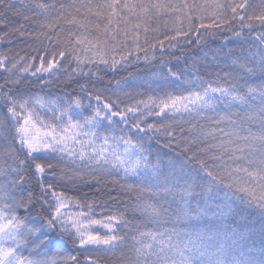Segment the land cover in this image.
<instances>
[{"label":"snow or ice","instance_id":"snow-or-ice-1","mask_svg":"<svg viewBox=\"0 0 264 264\" xmlns=\"http://www.w3.org/2000/svg\"><path fill=\"white\" fill-rule=\"evenodd\" d=\"M29 11L26 21L36 18L34 22L49 31L59 29L56 40L64 47L57 55L75 60L77 71L82 64L97 62L114 68L133 51L138 53L140 32L147 34L152 23L171 24L175 35L165 39L186 42L194 31L199 41L201 29L228 25L231 30L233 21L239 22L241 30L251 31L252 22L264 28V0L258 4L249 0H101L95 4L91 0L68 4L0 0V20L9 12L19 16ZM129 41L134 48L117 60V50ZM253 41L254 51L232 60L240 73H223L226 86H214L198 76L190 80L168 69V75L161 77L166 86L191 90L150 96L122 108L119 99L109 102L89 92V101L97 102L94 108L87 106L90 115H84L86 106L79 97L63 110L40 99L29 107V100L16 98L10 88H0V102L11 121L10 127L0 121V140L7 145L0 147V264H80L75 255L61 256V241L89 253L84 264H98L94 254L100 253L118 255L121 264H264V31L257 32ZM157 43L164 47L163 41ZM6 60L0 58V68ZM52 68V61L47 68L42 61L38 71ZM12 83L18 85L19 80ZM37 108L51 113L56 123H45ZM149 117L160 122L147 123ZM154 136L183 144L189 155L178 171L172 161L165 173L159 157L155 163L149 159L145 139ZM17 139L23 157L13 146ZM51 160L71 165L66 171L84 170L97 183L109 176L121 189L137 191L133 208L147 223L129 221L121 213L104 216L101 212L96 218L94 202L82 204L45 182V176L73 182L79 177L83 182L84 171L57 177ZM29 170L39 194L23 191ZM144 193L150 198L144 199ZM237 201L259 210L258 233L251 227L218 231L164 226L199 221L209 213L223 219L235 214ZM77 206H86L88 212L71 210ZM33 211L39 222L32 221ZM120 228L128 232L121 235Z\"/></svg>","mask_w":264,"mask_h":264},{"label":"trees","instance_id":"trees-1","mask_svg":"<svg viewBox=\"0 0 264 264\" xmlns=\"http://www.w3.org/2000/svg\"><path fill=\"white\" fill-rule=\"evenodd\" d=\"M44 2H52V0H44ZM55 2L68 4L71 0H55ZM91 2L95 4L100 3L101 0H91ZM197 2L203 3V0H197ZM249 2L258 4L259 0H249ZM24 15H31V12H25L19 16L9 12L6 13L5 19L0 20V58L7 57V60L4 61L5 67L0 68V88H4L5 91L10 88L11 93L16 98L29 100V107L34 100L40 99L45 105H51L54 102L55 105L59 106V109L63 110L68 103L79 97L82 104L86 106L84 115L91 113V108L87 107L89 104L92 108L97 104L94 98L89 101V92L92 93L93 97L100 95L103 99H108L109 102L119 99L122 108L124 105L134 104L136 101L147 100L150 96L159 97L166 92L181 95L185 91L191 90L187 87L166 86L161 77L168 75V69L184 74L190 80L198 76L203 81L213 83L214 86L221 84L226 86L228 81L224 78L223 73H240L241 70L232 64V60L249 55L251 51H254L255 49L252 47L253 37L257 32L264 31V28H261L256 22H252L251 31L247 27L241 30L239 22L233 21L230 25L231 30H229L228 25L208 30L201 29L199 41L194 31L189 34L190 42H186L183 38L165 39L166 36H174L175 32L171 30V24L165 26L161 21L150 24V31L147 34L141 31L139 41L141 51L138 53L133 51L131 56H128L125 61L117 63L114 68L97 62L95 64H82L79 66L80 70L77 71L78 65L75 60L68 56L61 58L57 55L64 47L63 43H58L56 40L59 29L56 32L49 31L42 25L35 23L36 18L26 21ZM204 22L209 23L208 20ZM195 24L198 25L199 21H196ZM20 25H23V28H20ZM64 27L67 31L68 26L65 25ZM234 33H240V35ZM64 39L65 35L61 34L60 40L63 41ZM157 41H163L164 47L161 48ZM134 46V43L129 41L126 48L118 49L117 60H119L121 53L133 49ZM146 55L148 59H145ZM42 61L44 68L48 67L50 61L53 62V68L50 72L38 71ZM193 66H195V70ZM5 68L11 69V71H5ZM218 73L219 75H217ZM16 80H19L18 85L12 83ZM81 86L84 88L82 89ZM36 111L43 117L45 123H56L51 113L40 108H37ZM176 118L179 119V116L177 115ZM0 121H4L9 127L11 126L6 107L2 105V102H0ZM159 122L153 117H149L147 120V123ZM200 123L207 126L206 121H200ZM119 134L121 133L117 132V135ZM8 140H12L11 134L8 135ZM12 143L23 157L18 139ZM6 146V142L0 140V147ZM145 147L150 149L148 155L153 163L159 157L165 173L170 170L169 161L173 162L178 171L180 165L186 161V156L189 155L185 153L182 143L178 144L175 140L163 136H154L151 140L145 139ZM49 162L53 163L57 177L62 172L67 176L74 175L77 171H84L80 169L66 171L72 166L58 160ZM114 179V177L104 176L102 182L97 183L86 171H84L83 182L80 181L79 177L73 182L68 179L53 180L51 176H45V182L53 184L57 192H64L82 204L94 202L93 213L98 219L101 212L104 216L121 213L129 221L147 223L146 218L141 216L139 212H135L133 208L137 203L138 192L121 189L119 184L114 183ZM23 191L25 194L28 191L39 194L37 180L31 170L27 173ZM149 198L150 194L144 193V199ZM45 199H49L51 202L50 196H46ZM169 199L172 198L169 197ZM175 199L179 201V195ZM175 207L176 204H173V208ZM71 210L88 212L86 206L83 209L77 206ZM19 215L24 216V211L20 210ZM32 221H40V217L36 216L35 211L32 213ZM260 224L259 210L243 201H237L235 214L225 216L223 219L214 217L209 213L208 216L199 221L164 226L190 227L201 230L211 228L218 231H229L233 227L238 230L251 227L258 233ZM118 227L120 226L118 225ZM127 232L128 229L120 228L119 234L124 235ZM101 234L103 235L104 232L102 231ZM255 246L260 247L258 235L255 239ZM59 247L63 250L61 256L75 255L80 264H84V257L89 254L70 241H61ZM94 255L98 264H121L118 255L113 256L104 253Z\"/></svg>","mask_w":264,"mask_h":264}]
</instances>
